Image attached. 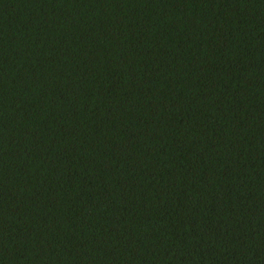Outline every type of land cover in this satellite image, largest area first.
I'll list each match as a JSON object with an SVG mask.
<instances>
[{
    "label": "trees",
    "instance_id": "obj_1",
    "mask_svg": "<svg viewBox=\"0 0 264 264\" xmlns=\"http://www.w3.org/2000/svg\"><path fill=\"white\" fill-rule=\"evenodd\" d=\"M0 264H264V0H0Z\"/></svg>",
    "mask_w": 264,
    "mask_h": 264
}]
</instances>
